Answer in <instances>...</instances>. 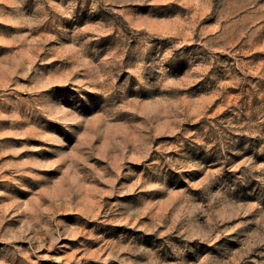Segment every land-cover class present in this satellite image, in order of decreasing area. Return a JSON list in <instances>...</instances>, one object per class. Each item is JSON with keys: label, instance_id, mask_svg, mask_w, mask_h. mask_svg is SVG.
I'll use <instances>...</instances> for the list:
<instances>
[{"label": "rangeland", "instance_id": "rangeland-1", "mask_svg": "<svg viewBox=\"0 0 264 264\" xmlns=\"http://www.w3.org/2000/svg\"><path fill=\"white\" fill-rule=\"evenodd\" d=\"M0 264H264V0H0Z\"/></svg>", "mask_w": 264, "mask_h": 264}]
</instances>
